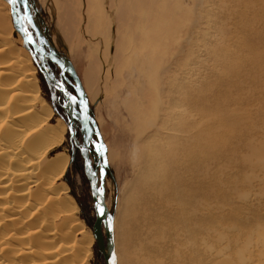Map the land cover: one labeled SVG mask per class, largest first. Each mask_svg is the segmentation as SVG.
I'll list each match as a JSON object with an SVG mask.
<instances>
[{
    "label": "rangeland",
    "instance_id": "obj_1",
    "mask_svg": "<svg viewBox=\"0 0 264 264\" xmlns=\"http://www.w3.org/2000/svg\"><path fill=\"white\" fill-rule=\"evenodd\" d=\"M197 2L160 0V5H157L182 13L181 28L184 34L192 31H195V35L200 34L197 40L192 41V47H188L190 57L177 71L184 70V75L192 78L196 75L197 88L202 91L201 98L207 100L206 108L202 106L200 109L205 111L201 112L198 120L199 130L203 135L210 134L208 140L201 142L206 149L199 145V149L203 150L198 153L197 197H187L185 209L177 210L178 199L173 193L164 192V184H160L153 188L158 190H152L151 198L141 207L142 210L146 207L141 211L142 218L145 222L149 221L148 241L152 252L148 261L149 264H264V0H201L200 6L196 5ZM19 4L21 10H25L23 0H19ZM115 5H123V2L28 0L27 4V14H34L35 27L48 44L47 48L63 57L75 69L89 100L90 115L98 126L106 150L118 154L115 163L107 161L104 179L105 204L113 217L114 244L115 212L130 194L134 162L141 148L138 128H145L148 121V118L143 120L140 117L131 121L128 116V112L138 111L139 102L135 98L136 90L141 87L138 79L141 77V65L131 55V35H126L113 24L112 10ZM65 12L75 13L79 25V28H75L77 35L70 37L67 46L59 41V33L65 34V22L61 18ZM7 15L11 43L16 49L26 50L22 39L21 43L16 39L19 34L14 29L10 7ZM197 17L196 26L199 25L195 27L199 31L191 29ZM28 27L36 39L34 30ZM57 28L60 30L58 33ZM115 30L119 31L121 44L109 40V32ZM112 43L116 45L110 47ZM30 60L36 69L40 95L52 111L49 124L58 133L61 124L65 126L60 143L54 142L43 150L44 159L57 164L52 181L60 194L59 205L67 203L70 206L69 200L72 199L77 207L75 219L81 223L84 232L92 236L91 243L86 238L82 240L86 243L81 241L84 249L87 247L89 250L83 264H105L93 234V200L83 173L82 158L70 139L65 101L46 85L31 55ZM91 63L105 71L107 90L96 102L89 99L83 84V74ZM47 66L58 74L59 70L52 62H48ZM158 66L159 63H156L154 71ZM63 82L71 83L75 90L70 76L66 75ZM156 87L150 88L155 91ZM181 91L175 90L174 96L179 97ZM147 103L153 107L156 101L150 98ZM182 112L183 108L172 106L173 116ZM75 114L79 116L77 108ZM133 125L134 131L131 129ZM204 127L207 132L202 129ZM76 141L81 142L79 139ZM93 141L96 153L95 136ZM204 156L208 159L204 160ZM187 162L185 167H190ZM185 169H188L184 173L189 184L183 187L187 190L190 187L188 176H191L192 170ZM167 184L169 186L171 183ZM168 194L174 198V202ZM60 219L61 216L57 217L56 225L60 224ZM72 222L71 225L76 223ZM142 225L140 221L138 228L143 231ZM63 232L64 228L59 226L58 233ZM68 235L70 238L75 235L71 240L82 237L78 232ZM140 241L133 243L136 249Z\"/></svg>",
    "mask_w": 264,
    "mask_h": 264
},
{
    "label": "bare ground",
    "instance_id": "obj_2",
    "mask_svg": "<svg viewBox=\"0 0 264 264\" xmlns=\"http://www.w3.org/2000/svg\"><path fill=\"white\" fill-rule=\"evenodd\" d=\"M119 1L123 5L113 8V24L126 35H131V55L141 65V77L138 78L141 87L136 90L135 98L139 102L138 111L128 112V116L131 121L135 117L148 118V121L145 128H138L141 148L134 162L132 189L115 212L114 248L118 264H149L152 252L148 241L149 221L142 218L141 211L146 207L142 208L154 193L153 188L160 184H164L161 186L164 192L173 193L178 199L179 202L175 200L177 210L185 209L187 197H197L198 153L206 149L201 142L208 140L210 134L203 135L198 120L201 112L205 111L200 109L202 106L206 108L207 100L201 98L196 75L192 78L184 75V70L177 71L190 57L188 47L199 34L195 35V31L184 34L182 13L169 10L167 6L157 7L160 0ZM197 1L196 5L200 6L201 0ZM8 12V3L0 0V264H83L89 250L87 247L84 249L82 242L86 238L91 243L92 236L84 232L81 223L75 219L77 207L72 199L69 200L70 206L67 203L59 205L60 194L52 181L57 164L43 157L45 148L54 142L60 143L65 126L61 124L58 133L49 124L52 111L40 95L36 69L31 64L29 52L23 48L16 49L8 37ZM33 15L30 16L35 24ZM61 18L65 22V34L59 33V41L67 46L70 37L77 35L78 19L71 12H65ZM197 19L193 20L191 29L199 25L196 26ZM56 30L60 32L59 28ZM108 35L110 42L122 43L119 31H111ZM16 39L21 43L20 36ZM156 63L159 66L154 71ZM104 72L91 63L83 74L84 88L92 102L101 100L107 90ZM152 86H157L155 91L151 90ZM181 89L176 98L174 91ZM150 98L156 101L153 107L147 103ZM173 105L183 108L184 112L173 116ZM131 129L134 131V125ZM199 145L203 149H199ZM116 156L118 154L114 151H107L108 162L115 163ZM186 162L190 167H185ZM185 168L192 170L188 176L189 191V186L187 190L183 187L189 182L186 181L184 172L187 173L188 169ZM169 198L174 200L172 196ZM60 216V224L56 225L55 220ZM71 221L76 223L71 225ZM140 221L143 231L138 228ZM59 226L64 228L63 233H58ZM71 232H78L81 239L71 240L75 238V235L69 237ZM139 240L136 249L133 243Z\"/></svg>",
    "mask_w": 264,
    "mask_h": 264
},
{
    "label": "water",
    "instance_id": "obj_3",
    "mask_svg": "<svg viewBox=\"0 0 264 264\" xmlns=\"http://www.w3.org/2000/svg\"><path fill=\"white\" fill-rule=\"evenodd\" d=\"M9 7H10V14L12 18V23L14 26V29L19 34V36L22 39V42L26 48V50L31 55V58L33 62L35 63L37 70L42 75L43 80L45 83L53 88L55 91H57L59 94H61L62 98L65 101L66 111L68 116L70 117L69 123H68V131L70 138L74 141V144L78 147L80 156L83 161V173L88 181L90 193L93 200V209L95 213V221L93 224V234L96 242L97 249L99 253L101 254L104 263L105 264H112V257L115 255V248H114V235H113V217L111 213L108 211L106 204H105V185H104V179H105V173L106 168L108 165V162L105 164L104 160L107 161V150L105 144L103 143L102 136L100 134V131L98 129V126L95 122V120L90 115V108H89V100L84 92L82 83L73 68V66L65 60L63 57L59 56L57 53L53 52L50 48L49 51L46 50L48 44L40 37L38 30L35 27V24L33 23L31 19V23H28L23 19L25 15V10H21L19 0H16L15 3L12 2V0H5ZM23 9H25V0H23ZM32 28L36 34L37 43L35 42V39L33 38V35L31 34L29 27ZM24 29H27V34L25 33ZM31 37L29 39L28 37ZM32 48L39 52V60L37 61L35 54L33 53ZM47 57L52 63L56 64L57 67L60 70L61 77L62 75H68L70 76L74 83H75V95L71 94V92L68 90L66 84L63 82V80L60 78H56L53 73L48 71L46 66L44 65V58ZM75 96L77 99V109L79 111L78 118L75 117L74 114V105L71 103L69 96ZM80 99H84L87 101V116L88 119H84V112L82 108L79 106ZM77 119L80 124V131L82 134L81 142L76 141L75 131L72 129V120ZM89 127L93 130L94 136L97 139V144L103 145V149L101 152H97V167L93 169L91 165V161L89 159V141H90V133H89ZM103 169V173L101 174L100 169ZM100 188H103V192L101 193L99 191ZM97 204H102L105 207V215L100 216L96 210L95 207ZM116 259V256H115ZM117 264V261H116Z\"/></svg>",
    "mask_w": 264,
    "mask_h": 264
},
{
    "label": "flooded vegetation",
    "instance_id": "obj_4",
    "mask_svg": "<svg viewBox=\"0 0 264 264\" xmlns=\"http://www.w3.org/2000/svg\"><path fill=\"white\" fill-rule=\"evenodd\" d=\"M35 42L37 43V39H35ZM38 44V43H37ZM33 53L35 54V57L37 59L38 62H40L39 60V52L35 51L33 48ZM47 51L48 48H46ZM48 62H51L47 57L44 58V65L46 66V68L48 69V71H50L51 73H53L55 75L56 78H60L61 77V74H60V70L59 68L57 67L56 64L53 63V65H55L57 68H58V74L55 73V71H52L49 66H47ZM42 76V75H41ZM66 75H62L61 79L64 81V78H65ZM43 78V77H42ZM45 82V81H44ZM66 83V82H65ZM47 85V84H46ZM48 86V85H47ZM66 86L68 88V90L71 92V94L75 95V90H74V86L70 83H66ZM49 87V86H48ZM51 88V87H49ZM53 89V88H51ZM57 92V91H56ZM61 95V94H60ZM74 105V110L75 108H77V105L76 104H73ZM74 114H75V111H74ZM75 117L78 118V116L75 114ZM70 119V117H69ZM69 119L67 121V123H69ZM72 129L75 131V136H76V139H79L81 141L82 139V134H81V131H80V124L78 122V120L75 118L72 120ZM89 133L91 135L90 137V141H89V149H88V153H89V159L91 161V165L93 167V169H95L97 167V153H95V143L93 142V136H94V132L93 130L89 127ZM71 139V138H70ZM72 140V139H71ZM73 142V145L75 146V148L79 151L78 147L74 144V141L72 140Z\"/></svg>",
    "mask_w": 264,
    "mask_h": 264
},
{
    "label": "snow or ice",
    "instance_id": "obj_5",
    "mask_svg": "<svg viewBox=\"0 0 264 264\" xmlns=\"http://www.w3.org/2000/svg\"><path fill=\"white\" fill-rule=\"evenodd\" d=\"M13 3L16 2V0H12ZM27 4H28V0H25V15L23 17V19L25 21H27L28 23H31V16L27 14ZM25 33L27 34V29H24ZM29 39H31V37H28ZM69 99L71 101L72 104H76L77 103V99L75 96H69ZM79 106L82 108L83 112H84V119L87 120L88 116H87V101H85L84 99H80L79 101ZM103 149V145H96V151L97 152H101V150ZM104 151H106V149H104ZM104 163L106 164L107 161L104 160ZM101 174L103 173V169H100ZM99 191L102 193L103 192V188H100ZM96 212L100 215V216H104L105 215V207L102 204H97L95 207ZM112 264H116V259H115V255H113L112 257Z\"/></svg>",
    "mask_w": 264,
    "mask_h": 264
}]
</instances>
